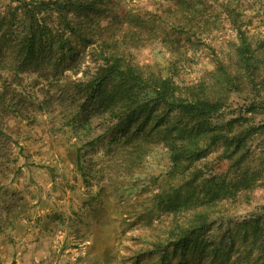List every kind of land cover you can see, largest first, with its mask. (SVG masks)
Here are the masks:
<instances>
[{"label":"rangeland","instance_id":"obj_1","mask_svg":"<svg viewBox=\"0 0 264 264\" xmlns=\"http://www.w3.org/2000/svg\"><path fill=\"white\" fill-rule=\"evenodd\" d=\"M174 1L106 0L99 11L80 16L87 17L94 28L110 25L119 40L117 34L127 27L130 15L139 14L148 30L142 43L125 45L129 63L173 77L180 85L208 80L216 58L227 53L228 42L235 37L223 11L226 0L203 1L189 34L174 28L175 9H168ZM17 5L14 0H0V55L7 62L27 23ZM231 6L241 13L253 41L263 40L264 0H231ZM52 20L58 21L54 16ZM165 39L172 41L171 49ZM90 50L79 48L78 72L70 76L71 72L49 75L47 67L36 71L33 66L19 73L23 87L18 91L36 93L49 103V113L30 109L22 117L0 115L4 134L0 135V264H135L138 252L150 241L163 239L175 223L190 215L189 210L174 215L157 202L158 195L183 184L187 177L180 181L169 175V154L156 138L133 151L117 148L107 133L89 146L104 132L98 123L93 122L90 131L62 127L67 102L59 90L67 78H81L92 67ZM2 72L0 83L7 80L13 86L11 75ZM246 99L231 94L222 117L214 123L223 125L236 117L247 106ZM252 120L248 123L259 129L247 143L249 157L242 167L220 159L221 149H213L192 167L201 170L202 179H209L200 186L193 206L202 211L208 204L214 223L208 238L227 243L230 236L232 260L256 256L258 251L248 249V243L256 236V221L264 225V113ZM80 147L83 168L78 169L75 159ZM211 189L219 190L213 203L207 200ZM182 202L183 198L178 201ZM260 236L264 240V231ZM137 259L138 264L177 263L170 256ZM189 261L211 264L209 259Z\"/></svg>","mask_w":264,"mask_h":264},{"label":"trees","instance_id":"obj_2","mask_svg":"<svg viewBox=\"0 0 264 264\" xmlns=\"http://www.w3.org/2000/svg\"><path fill=\"white\" fill-rule=\"evenodd\" d=\"M14 1L27 23L13 43L12 59L7 62L0 55V74L2 71L10 74L15 82L13 86L7 80L0 83V115L22 117L30 109L35 113H49V103L36 93L18 91L23 87L19 73L33 66L36 71L47 67L48 74L53 76H64L66 72H71L67 76L73 75L78 72L75 61L80 55L79 48H90L92 67H87L81 78H67L59 90L67 102L62 108L65 110L60 118L62 127L74 132L90 131L92 123H98L104 132L89 141V146L107 133L111 134L110 143L117 148L133 151L143 149L152 143L148 142L150 139L156 138L169 154V175L177 176L180 181L187 177L183 184L158 195L157 202L163 203L164 210L174 215L187 210L191 211L190 215L182 223H175L163 239L150 241L149 247L146 245L137 257L170 256L176 264H189L190 259H209L211 264H244L249 255L244 260L242 257L231 259L230 236L227 243L212 242L208 238L214 224L208 204L202 211L193 206L200 186L209 181L202 179L201 170L192 169L193 165L213 149H221L220 159L226 158L242 167L249 157L247 143L259 129L248 122L264 113V39L253 41L244 28L241 13L231 6V0H226L223 11L235 37L228 42L227 53L216 58L208 80L189 85H180L173 77L129 63L125 45L142 43L143 33L148 30L139 14L130 15L127 27L117 34V40L110 25L94 28L87 17L80 16L99 11L106 0ZM203 1L206 0H175L169 5V10L172 6L175 9L174 28L189 34L199 20ZM53 16L58 19L55 24ZM76 16L82 19L76 21ZM164 42H170L167 46L171 49L172 41L165 39ZM231 94L246 96L248 103L242 111L246 115L238 113L223 125H217L214 122L222 117ZM0 135H4L2 127ZM82 148L76 150L78 169L83 168ZM213 187L218 188L217 184ZM218 192V189L208 190L207 200L213 203ZM181 198L183 202L178 203ZM263 231L264 225L258 226L256 221V236L248 243V249L252 246L251 251L258 252L246 264H264V240L260 236ZM137 257L135 264H138Z\"/></svg>","mask_w":264,"mask_h":264}]
</instances>
